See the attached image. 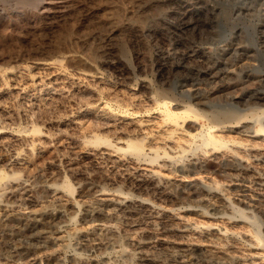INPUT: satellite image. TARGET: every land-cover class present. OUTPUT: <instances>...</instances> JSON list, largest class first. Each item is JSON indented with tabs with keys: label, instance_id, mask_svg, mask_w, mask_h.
Listing matches in <instances>:
<instances>
[{
	"label": "rangeland",
	"instance_id": "rangeland-1",
	"mask_svg": "<svg viewBox=\"0 0 264 264\" xmlns=\"http://www.w3.org/2000/svg\"><path fill=\"white\" fill-rule=\"evenodd\" d=\"M258 96L264 0H0V264H264V133L156 108Z\"/></svg>",
	"mask_w": 264,
	"mask_h": 264
},
{
	"label": "bare ground",
	"instance_id": "bare-ground-1",
	"mask_svg": "<svg viewBox=\"0 0 264 264\" xmlns=\"http://www.w3.org/2000/svg\"><path fill=\"white\" fill-rule=\"evenodd\" d=\"M191 13V12H190ZM186 15V14H185ZM185 15H183V16H185ZM190 17V16H189ZM188 18V17H187ZM198 18V17H197ZM188 20V19H187ZM192 20H194V19H192ZM196 20V19H195ZM179 22V21H178ZM180 23V22H179ZM185 23V22H184ZM186 25H188V24H186ZM200 25V24H199ZM194 26H195V24H194ZM185 27V26H184ZM183 27V28H184ZM193 27V26H192ZM197 27V26H196ZM194 28V29H197V28ZM185 29V28H184ZM187 30V29H186ZM190 30V29H189ZM192 30V29H191ZM190 30V31H191ZM188 31V30H187ZM190 53V52H189ZM194 53V52H193ZM191 55V54H190ZM185 56V55H184ZM194 57V56H193ZM190 58H192V57H190ZM167 95V94H166ZM169 99V98H168ZM174 99V98H173ZM123 100V99H122ZM159 100V99H158ZM170 100V99H169ZM174 101V100H173ZM139 102V101H138ZM160 102V101H159ZM167 103L168 102H166V101H162V102H160V103H158L157 102V107L156 108H158L159 109V111L160 112H162V114L161 115H163V118H164V123H165V126L167 127V129H168V131H169V134H168V137L169 138H171L172 136V134H173V132L175 133L178 129H179V127H181V125H182V123H183V118H184V116L186 117V116H188V117H191L192 119L194 118H202V120L205 118V122H206V124H207V122H208V124L203 128V126H202V129L200 130V131H198V132H196V133H194V134H188V135H186L185 137L186 138H201V145L202 146H204V148L206 149L205 151H207V152H209L210 154H214V153H217L218 152V150H225L228 154H229V157H230V159L231 160H236L237 159V156L239 155V154H237V153H243V152H238L239 150H241V149H246V150H248V151H250L252 154L253 153H255V154H258L259 152H260V150L259 149H257V148H254V147H250V144L252 143L251 141V143H249V146H247V147H249V148H243L242 146H240V145H238L237 143H229V142H227V141H225V139H224V136L223 135H221L222 133H220V132H224V131H222L223 129H225L226 127H230L231 128V126H233V125H237V124H239L240 122H242V120H246V121H249V120H251L252 122L254 121L257 125H258V132L257 133H259V132H262V133H264V124H263V121L262 120H264V98H262V97H254L249 103L247 102V104H244V110H242V111H244V114H242V113H240V114H238V113H234V112H224V113H214V114H207V115H204V114H200V113H198L197 111H195V110H193V108H191V107H189V105L188 106H184L183 107V109H177V107L176 108H174V109H169V108H167ZM172 103V102H171ZM125 108V107H124ZM123 108V109H124ZM127 108V107H126ZM156 108H155V110H156ZM121 109V108H120ZM129 111H131V110H129ZM158 110H157V112H159ZM127 112V111H126ZM157 112H156V114H157ZM201 112V111H200ZM133 113V112H132ZM213 113V112H212ZM107 115V114H106ZM125 115H126V113H125ZM128 115V114H127ZM134 117V116H133ZM138 117V116H137ZM161 117V116H160ZM103 119V118H102ZM128 121V120H127ZM139 122V121H138ZM112 123V122H111ZM110 123V124H111ZM145 123V122H144ZM114 124V123H113ZM138 124V123H137ZM107 125V124H106ZM141 125V124H140ZM255 125V124H254ZM138 126V125H137ZM239 126V125H238ZM250 126V125H249ZM252 127V126H251ZM233 128V127H232ZM236 128V127H235ZM114 129V128H113ZM145 129V128H144ZM229 130V129H228ZM180 131V130H179ZM181 137V136H180ZM159 138V137H158ZM176 138V137H175ZM175 138H173V139H175ZM161 139V138H160ZM164 139V138H163ZM166 139V138H165ZM260 139V138H259ZM6 140V139H5ZM94 140V139H93ZM97 140H100V141H102V142H104V143H106V141L104 140V139H100V138H97ZM108 140V139H107ZM120 140V139H119ZM149 140V139H148ZM179 140V139H178ZM178 140H177V142H178ZM189 140V139H188ZM226 140H228V139H226ZM110 141V140H109ZM185 141H187V140H185ZM190 141V140H189ZM229 141V140H228ZM233 141V140H232ZM248 141V140H247ZM123 142V144H124V146L126 145V147L128 148V149H133L134 150V152L137 154V155H140V153H142L141 152V148H139L138 147V145H136V144H134V143H132L130 140H125V141H122ZM165 142V141H164ZM87 143V142H86ZM116 143V142H115ZM247 143V142H246ZM100 144H102V143H100ZM110 144V143H109ZM113 144V143H112ZM120 144V143H119ZM167 144V143H166ZM171 144H174V145H176V141H175V143H171ZM178 144V143H177ZM180 144H181V142H180ZM179 144V145H180ZM243 144V143H242ZM253 144V143H252ZM257 144V143H256ZM259 144V143H258ZM103 145V144H102ZM183 145V144H182ZM253 145H255V143L253 144ZM262 145V144H261ZM260 145V146H261ZM100 147H101V145H99ZM106 146V145H105ZM109 146H111V145H109ZM123 146V147H124ZM168 146H170V145H168ZM172 146V145H171ZM263 146V145H262ZM103 147V146H102ZM112 147H114V148H116V149H120L118 146H116V145H114L113 144V146ZM174 147V146H173ZM245 147V146H244ZM259 147V146H258ZM175 148V147H174ZM99 149V148H98ZM108 149V148H107ZM123 148H121V150H122ZM261 149V148H260ZM101 150V149H100ZM99 150V151H100ZM112 150V149H111ZM124 150V149H123ZM127 150V149H126ZM104 151V150H103ZM106 151V150H105ZM128 151V150H127ZM111 152V151H110ZM116 152V151H115ZM118 152V151H117ZM130 152V151H129ZM249 152V153H250ZM263 152V151H262ZM99 153V152H98ZM106 153V152H105ZM206 153V152H205ZM249 153H247V154H249ZM107 154H109V153H107ZM133 154V153H132ZM208 154V153H207ZM210 154H209V156H210ZM251 154V155H252ZM261 154V153H260ZM259 154V155H260ZM100 155V154H99ZM104 155V154H103ZM216 155V154H215ZM264 155V154H263ZM109 156V155H108ZM214 156V155H213ZM243 157V156H242ZM105 158V157H104ZM111 158V157H110ZM167 158V157H166ZM240 158V157H239ZM114 159V158H113ZM116 159V158H115ZM241 160H242V158H241ZM141 162V161H140ZM250 163V162H249ZM151 171V170H150ZM153 173V172H152ZM145 181V180H144ZM260 181V180H259ZM0 182H1V179H0ZM141 182V181H140ZM152 183V182H151ZM144 184V183H143ZM65 185V184H64ZM69 187V186H68ZM53 190V189H52ZM51 193V192H50ZM116 193H118V192H116ZM118 194H120V193H118ZM121 196V195H120ZM103 197V196H102ZM117 197V196H116ZM105 198V197H104ZM125 199V198H124ZM107 201V200H106ZM124 200L123 199H121V200H118L117 202H116V204L115 205H117L118 207H122V203H124L123 202ZM126 201V200H125ZM112 202H114V201H112ZM135 202V201H134ZM140 202H141V199H140ZM139 202V203H140ZM143 202V201H142ZM133 203V202H132ZM77 205V204H76ZM145 205V204H144ZM138 206V205H137ZM146 207V206H145ZM136 208H138V207H136ZM135 208V209H136ZM115 209H116V207H115ZM128 209V208H127ZM130 209H133V207L132 208H130ZM150 209V208H149ZM138 210V209H137ZM96 211V210H95ZM124 211V210H123ZM135 211V210H134ZM112 212V211H111ZM120 212V211H119ZM136 212V211H135ZM144 212H146V211H144ZM153 212V211H152ZM107 214V213H106ZM112 213H110V215H111ZM121 214V213H120ZM130 214H131V212H130ZM133 214V213H132ZM131 214V215H132ZM116 215V214H115ZM124 216V215H123ZM129 217V216H128ZM127 217V218H128ZM162 222V221H161ZM162 223H164V221L162 222ZM101 224V223H100ZM149 224V223H148ZM98 227H100V226H98ZM164 227V226H163ZM170 227H171V225H170ZM174 228V227H173ZM172 228V229H173ZM145 229V228H144ZM149 229V228H148ZM171 229V230H172ZM162 230H163V228H162ZM145 231V230H144ZM158 231H160V230H158ZM157 231V232H158ZM151 232V231H150ZM153 232V231H152ZM144 233V232H143ZM148 233V232H147ZM156 233V232H155ZM177 233V232H176ZM176 233H175V236H176ZM184 233V232H183ZM174 234V233H173ZM172 233H171V237H173L172 235H173ZM181 234V233H180ZM142 235V234H141ZM156 235H157V233H156ZM159 235V234H158ZM143 236H144V234H143ZM155 236V235H154ZM161 236V235H160ZM178 236H180V235H178ZM142 238V237H141ZM141 238L139 239V240H141ZM175 238V237H174ZM180 238V237H179ZM150 238L148 237V240H149ZM156 239V238H155ZM160 239H161V237H160ZM159 239V240H160ZM162 239H164V238H162ZM153 240V239H152ZM145 241H146V239H145ZM144 241V242H145ZM164 241V240H163ZM171 241V240H170ZM132 242V241H131ZM153 242V241H152ZM176 242H178V241H176ZM182 242V241H181ZM134 243V247H132V248H135L136 246L137 247H139L140 246V244H141V242L140 241H138V240H136V241H134L133 242ZM154 243V242H153ZM163 243V242H162ZM143 244V243H142ZM147 244V243H146ZM181 244H183V243H181ZM186 244V243H185ZM180 245V244H179ZM184 245V244H183ZM147 246V245H146ZM185 246V245H184ZM191 246V245H190ZM184 248V247H183ZM142 249V248H141ZM140 249V250H141ZM144 249V248H143ZM185 249V248H184ZM184 251V250H183ZM135 252V251H134ZM139 254H141V252L139 253ZM110 255V254H109ZM105 256V255H104ZM147 260V261H146ZM146 260H145V263L146 264H152L151 263V261H149L148 262V260L149 259H147L146 258ZM152 260V259H151ZM171 262V261H170ZM143 263V262H142ZM144 263V264H145Z\"/></svg>",
	"mask_w": 264,
	"mask_h": 264
}]
</instances>
